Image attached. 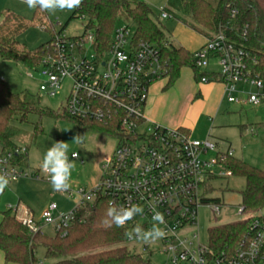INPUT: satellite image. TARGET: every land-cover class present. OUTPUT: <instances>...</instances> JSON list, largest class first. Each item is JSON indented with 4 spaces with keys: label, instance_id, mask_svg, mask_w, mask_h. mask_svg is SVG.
Instances as JSON below:
<instances>
[{
    "label": "built area",
    "instance_id": "2783aa9c",
    "mask_svg": "<svg viewBox=\"0 0 264 264\" xmlns=\"http://www.w3.org/2000/svg\"><path fill=\"white\" fill-rule=\"evenodd\" d=\"M159 18L166 20L171 15L162 9ZM79 19L83 32L73 37L65 35L62 25L57 24L60 31H54L49 52L40 62L41 68L31 69L27 74L33 78L37 73L41 80L39 91L50 97H55L63 80L69 79L71 89L63 106L67 114L80 121L111 127L117 145L104 159L98 184L87 192L77 193L81 200L73 211L55 215L58 206L51 204L41 214L43 223L28 212L17 218L32 233L45 224L53 225L55 233L65 236L69 226L78 220L79 209L100 195L118 206L131 202L144 209L143 215L137 214L122 227L131 250L137 247L141 250L134 252L138 255L148 253L149 244L129 239L126 233H133L137 227L150 230L158 224L153 215L159 212L165 223L158 226L166 235L155 242L162 245L158 253L168 255L170 264H264L263 216L250 222L247 233L232 249L215 251L209 240L202 244L197 234H193L192 239L185 236L198 226L200 207L208 206L212 214L219 213L220 206L210 204L207 191L213 190L216 180L233 176L225 166L227 159L233 157V151L220 150L209 138L194 139L183 129L148 120L145 110L149 89L153 83L168 78L167 61L159 47L139 41L135 27L124 22L115 28L109 46L100 53L87 19L84 16ZM41 28L47 30L46 26ZM210 58L216 59L213 75L202 77L199 83L223 84L224 99L229 104L244 107L261 103L264 98L261 93L246 90L247 86H253L260 92L264 82L252 74L250 63L255 59L243 42L223 30L213 33L206 37L203 47L194 52V64L206 71L210 68ZM26 154L25 146L0 152V162H3L0 170L12 172L9 185L23 177L40 178L39 172L29 175L17 164ZM46 180L50 183L48 175ZM10 209L17 214V209ZM154 252L157 251L150 254Z\"/></svg>",
    "mask_w": 264,
    "mask_h": 264
},
{
    "label": "trees",
    "instance_id": "16d2710c",
    "mask_svg": "<svg viewBox=\"0 0 264 264\" xmlns=\"http://www.w3.org/2000/svg\"><path fill=\"white\" fill-rule=\"evenodd\" d=\"M168 6L166 11L171 18L180 20V14L187 16L199 25L198 28L190 24L191 27L206 37L223 30L231 38L243 42L255 59L254 63H250L252 74L264 82V0H218L216 6L208 0H168ZM34 14L40 27L45 26L44 12L36 9ZM153 15L152 9L142 0H82L71 19L82 16L87 19L89 28L96 36L97 50L100 53L109 46L120 22L131 23L135 27L137 39L154 43L167 61L169 71L165 90L174 86L185 68L193 70L197 82L202 77H211L212 73L195 66L194 53L169 41L164 30L154 21ZM28 27L29 23L18 15L10 11L2 14L0 58L21 62L35 69L49 52L53 38L36 50L29 51L18 42V36ZM61 28L64 30V26ZM31 114L70 119L77 124L81 135L97 132L106 137H114L111 127L80 121L68 115L64 107L58 111L40 108L38 103L29 100L26 95L12 92L9 83L0 78V152H10L21 147L16 142L20 131L13 125V121L26 122ZM262 129L259 141L264 152V123ZM39 133H43L40 121L35 126L34 136ZM17 164L22 168L27 166V154L21 156ZM225 166L232 171L233 176L245 179V188L241 192V213L248 215V218L211 228L209 242L215 251L235 247L247 233L250 222L261 217L264 209V169L235 157L228 158ZM212 192L211 188L207 191L209 194ZM1 194L2 192L0 197ZM210 200L214 203L219 201ZM108 202L106 197L96 196L92 202H87L79 209L78 220L69 226L65 236L55 233L53 237L44 235L41 230L32 233L8 208L1 213L0 221V251L4 253L5 262L39 264L37 250L43 248L45 260H50L44 264H150L141 255L132 252L126 243L125 230L122 227L107 228L102 224Z\"/></svg>",
    "mask_w": 264,
    "mask_h": 264
},
{
    "label": "rangeland",
    "instance_id": "374dc122",
    "mask_svg": "<svg viewBox=\"0 0 264 264\" xmlns=\"http://www.w3.org/2000/svg\"><path fill=\"white\" fill-rule=\"evenodd\" d=\"M142 1L152 9L154 21L164 30L169 41L175 46L185 47L195 52L201 49V47L196 49L195 47L201 43L205 44L206 36L196 31L190 24L198 28L199 25L193 23L187 16L180 14L179 16L182 18L180 20L175 17L166 20L159 18L160 11L169 8L168 0ZM208 1L213 6L218 3V0ZM76 9L55 13L43 11L46 17L45 26L47 27V30H43L35 18L36 9L28 8L22 0H0V21L2 14L10 11L29 23L28 29L18 36V42L29 51H34L48 42L54 31H60L57 24L64 26V34L69 37L82 34V21L71 19ZM208 61L210 68L216 63L214 58H210ZM40 68L41 66L37 67V69ZM28 72H31V68L23 63L0 58V78L9 83L12 92L26 95L29 100L38 103L40 108L58 111L65 105L66 97L71 89L69 79H64L57 95L50 97L39 91L41 82L39 75L34 73V77L30 78ZM192 74L191 68L183 70L181 79L175 84L173 91H169L160 98L159 103L163 106L162 113L188 123L191 126L192 138H196L194 134L203 133L205 137L200 140H205L208 137L213 142L218 141L221 144V150L230 147L233 151V157L264 169V152L259 141L263 133L264 101H261L258 106L246 105L241 107L229 104L225 100L221 101L218 112L211 114L214 104L213 97L217 96V92H214L209 98H203V100L198 97L197 92L192 94V91L187 88ZM197 84L201 86L202 83ZM160 85L162 82L159 81L152 84L153 88ZM152 86L149 89V94ZM246 90L247 93H261L264 96V88L259 92L257 88L247 86ZM39 121L43 127V133H39L35 137L34 130ZM13 125L20 131L16 137V142L27 148V166L22 168L25 173L33 175L35 172H39L40 176L46 178L47 174L41 168L42 158L47 148L56 141H64L68 144L70 159H72L73 153H76L78 158L73 161L71 188L67 191L73 192L72 195L53 190L51 184L45 179L23 177L3 190L0 197V221L3 211L7 208L16 209L19 205V208L22 205L30 207L34 211L35 220L40 221V223H43L40 219L42 212L48 209L51 204L58 206L55 215L70 213L81 200V195L77 193L81 190L87 192L98 184L104 164V160L101 159L107 153L112 154L117 145L115 138L106 137L97 132L81 135L77 124L66 118L55 119L31 114L26 122L21 123L14 120ZM212 185L213 192L209 194V197L219 200L216 203L220 206L219 213L212 214L208 206L200 207L198 209V226L192 228L193 232H188L185 235L192 239L193 234H197L202 244L208 242L211 228L248 218V215L240 212L242 206L241 192L245 188L244 178L239 176L220 178ZM261 215L264 217V209ZM41 227L44 235L50 237L55 235L53 225L41 224ZM194 241L197 243L196 240ZM137 250L141 252L139 247L132 252L137 253ZM160 250H162V245L159 242L150 243L149 254L144 253L141 256L150 264H170L169 256L159 254L158 251ZM151 251L157 252L150 254ZM37 257L39 264L50 262V260H45L43 248L37 250Z\"/></svg>",
    "mask_w": 264,
    "mask_h": 264
},
{
    "label": "clouds",
    "instance_id": "9594fccd",
    "mask_svg": "<svg viewBox=\"0 0 264 264\" xmlns=\"http://www.w3.org/2000/svg\"><path fill=\"white\" fill-rule=\"evenodd\" d=\"M22 2L30 9H39L50 13L71 11L82 4V0H22ZM76 155V153H73V158H69L68 144L64 141H56L47 148L42 158L41 168L48 175L53 190L68 191L71 188V173ZM11 178V170H0V192L8 187ZM143 212L144 209L138 204L129 202L127 206H118L115 201H110L101 222L107 228L113 226L124 227L129 220L137 214L143 215ZM153 219L158 224L165 223L162 213L154 212ZM158 224L153 225L147 231L137 227L133 233H126V235L129 239H136L145 244L154 243L166 235L164 229H161ZM261 239H264V237ZM254 246L255 244H253Z\"/></svg>",
    "mask_w": 264,
    "mask_h": 264
},
{
    "label": "crops",
    "instance_id": "0c3cea01",
    "mask_svg": "<svg viewBox=\"0 0 264 264\" xmlns=\"http://www.w3.org/2000/svg\"><path fill=\"white\" fill-rule=\"evenodd\" d=\"M203 44L204 43L199 44L197 47H195V49L200 48V47L202 48ZM185 49H187V48H185ZM187 50H189L191 53H194V51H191L190 49H187ZM185 69H188V68H185ZM185 69H183V70H185ZM206 71L208 73H211L213 70H212V68H208ZM180 79H181V76H180L179 80ZM159 82H162V85H160L158 87H154V88L152 86L151 93L149 94V98H148V102H147V106H146V110H145L146 117L148 118L149 121L161 124L163 126H168V128H173V129L179 128V129L187 130L191 136L192 135L191 134V126L183 120H177L176 118H173V117L169 116L168 114L162 113L163 106L159 103V100L161 97H163L164 95L169 93V91H173V89L175 88V84L177 82L174 84L173 87H171L167 90H165L167 80H162ZM197 83H199V82H196L195 75L193 72L192 78L189 81L187 88L192 91V94L197 92V95H198V97L201 98V100H203V98H209L214 92H217V94H216L217 96L213 97L214 98L213 99L214 104H213V107L211 109V114L215 113L216 111L218 112L221 101H225L223 84L218 83V82L217 83H207V84L202 83L200 86ZM251 132H252V129H251ZM195 135H196V138H194V139H198V140L205 137L204 136L205 134L200 133V132L197 134H194V136ZM208 136H210V135H208ZM206 138H208V137H206ZM215 143H217L218 148L221 150L220 142L217 141ZM228 149H231V148L227 147L226 150H228ZM226 150H222V151H226ZM109 154L110 153L105 154L101 160H104V158L109 156ZM39 179H45V181H47L46 178H44L42 176H40ZM19 206H17V208H16L17 209V214H16L17 217H23L25 215V213L28 212L35 219L34 211L30 207H28L26 205H22L19 208ZM40 219H41V216H40ZM37 222H40V221H37ZM0 264H7L5 262L4 253L2 251H0Z\"/></svg>",
    "mask_w": 264,
    "mask_h": 264
}]
</instances>
